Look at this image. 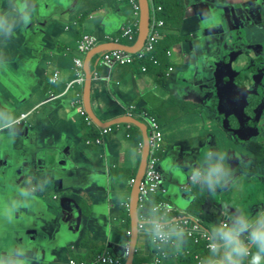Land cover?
Returning a JSON list of instances; mask_svg holds the SVG:
<instances>
[{"label":"crops","instance_id":"0c3cea01","mask_svg":"<svg viewBox=\"0 0 264 264\" xmlns=\"http://www.w3.org/2000/svg\"><path fill=\"white\" fill-rule=\"evenodd\" d=\"M184 2L187 8L180 29H169L167 22L164 27L165 34L172 36L166 62L173 70L167 74L164 67L160 72L159 65L164 63L150 62L151 67L143 71L140 61L110 68L97 64L96 52L88 65L92 74L90 106L103 122L127 115L144 122L145 113L154 114L164 133L159 165L172 164L181 180L189 182L183 194L174 179L170 191V180L162 172L165 197L178 212L207 209L202 218L216 227L223 218L233 222L228 213L237 206L229 197L233 187L207 186L196 179L195 172L213 168L215 158L222 170L233 164L242 179L250 178L235 152L246 159L256 152L252 137L240 140L218 121L205 118L199 90L215 75L213 67L205 64L206 39L219 34L213 30L231 26L249 28L251 33L254 27L264 28V0ZM24 15L28 16L26 23ZM0 17L12 25L11 31L7 27L0 30V264L91 262L97 249L121 256L131 241L127 234L131 229L130 180L137 175L144 151L143 130L131 122L116 123L101 144L87 143L88 132L94 129L98 133L102 126L96 122L87 125L79 105H74L84 86L68 88V83L75 77L74 58L79 55L77 46L83 34H96L99 44L120 37L117 44L134 48L139 27L134 38L120 36L135 19L131 4L128 0H0ZM138 19L140 23V15ZM247 38L246 34L243 47H262L264 40L248 42ZM89 52L81 56L84 70ZM242 56L237 79L248 81L244 72L253 67L252 55ZM55 75L57 79L51 81ZM131 108L133 115L128 113ZM22 114L26 116L21 119ZM203 152L206 156L200 155ZM9 165L23 177H6ZM60 197L77 202L82 214L74 218L80 220L70 223L66 213L60 217L56 210ZM216 201L222 204L220 217L212 214L211 205ZM248 220L241 217L233 222L235 226L250 225L243 233L245 238L261 223L259 217ZM152 248L150 235L140 232L137 252L142 258L149 257ZM220 251L225 254L226 249Z\"/></svg>","mask_w":264,"mask_h":264},{"label":"built area","instance_id":"2783aa9c","mask_svg":"<svg viewBox=\"0 0 264 264\" xmlns=\"http://www.w3.org/2000/svg\"><path fill=\"white\" fill-rule=\"evenodd\" d=\"M128 2L132 6L135 19L132 25L123 28L120 36L134 38L139 27L140 3L139 0H128ZM160 11H162V6L153 2L149 20V32L140 50L128 52L122 49H102L97 52V64L106 65L110 68L116 65L133 64L143 60H149L156 65L159 64L160 61L154 52L157 44L166 35L164 32L165 20L160 17ZM119 39L120 37L113 38V41L117 42ZM99 42L98 36L90 33L83 34L79 39L77 46V53L79 55L74 58L75 77L68 83V88H72L76 84L84 86L86 73L84 70V60L81 56L92 50ZM167 54L171 55L170 49L167 51ZM147 66L146 63L143 64L141 66L142 70L146 71ZM167 70V74H169L173 70V67H168ZM96 74L94 72V75ZM56 77L57 75L51 81H55L57 79ZM52 96H54L53 93ZM76 104L79 105L78 112L83 116L87 125H93L94 121L84 107L83 92L77 94L74 105ZM128 113L133 115V108ZM25 116L26 114H22L21 119ZM143 121L147 124L149 152L144 176L139 185L137 228L139 233L143 232L150 235V241L153 244L151 255L152 263L160 264L168 257L169 252L166 250L165 245H175V240L172 236L178 233H183L191 237L195 244L203 246L206 250L213 251V248L219 249L221 244L215 239L214 235V229L217 228L205 224L204 219L194 214L184 213L182 211L178 212L171 201L165 197L167 188L163 185V174L159 167L160 156L158 154L163 144L164 133L154 114L145 113L143 115ZM99 129L98 136L94 139L87 138V143L94 141L97 144H101L104 137L112 130V127H100ZM141 146L143 147V144ZM193 178L191 176V179ZM135 181L136 179L134 177L130 180V184L133 185ZM224 225L230 227L231 223L229 218H223L218 227L221 228ZM127 234L131 236L132 230L128 229ZM129 245L125 246L121 256L110 251H103L91 262H76L71 260L70 264H126V259L130 253ZM251 246L249 244V248ZM187 252L189 251L187 250ZM194 257L198 260L199 264L202 263L201 253L195 252Z\"/></svg>","mask_w":264,"mask_h":264},{"label":"water","instance_id":"95a60500","mask_svg":"<svg viewBox=\"0 0 264 264\" xmlns=\"http://www.w3.org/2000/svg\"><path fill=\"white\" fill-rule=\"evenodd\" d=\"M140 3V23H139V33H138V40L134 48H127L128 46L117 44V42L112 41L108 43H103L95 46L90 52L88 53L86 60H85V70H86V78L84 82V91H83V98H84V105L87 110L89 116L93 119L97 125L102 127L111 126L116 123L121 122H131L143 130L144 136V151L142 154L141 162L137 171V175L135 177L136 181L132 185L131 193H130V220H131V241H130V253L126 259V264H133L135 251H136V243L138 238V228H137V220H138V194H139V185L144 176V171L147 162V156L149 152V136L147 130V124L138 120L134 116H122L116 118L114 120H110L107 122H103L99 120V118L93 113L90 106V89H91V82H92V74L88 68L89 60L93 54L98 52L101 49H123L129 50L132 52H136L140 50L144 43L146 36L149 32V9L150 3L149 0H139ZM236 27H229V30H234ZM209 30H206V32ZM227 29H223L221 31L213 30L214 33L219 34H228ZM217 34V37L219 36ZM215 36V35H213ZM233 37V34L228 35V40L222 44L221 40L218 39L216 42L211 44L207 43V59L205 64L208 67H213L215 75L213 79H206L203 83V87L201 85V102L203 103V111L205 112V118L208 122L218 121L221 124V127L227 131H233L234 135L239 138L240 140H246L251 137L258 136L260 133V125L259 120L263 113L264 109V101L262 100L260 94L257 90L254 94L250 87V84L245 79L238 80L239 70L236 68L233 61L241 62L243 56L241 55L242 52H245L242 48H237L236 50H229L224 49L228 48L227 45L230 43H234L233 40H229ZM219 38V37H218ZM238 45V42H235ZM236 52L239 53V57H236ZM193 81V78H190ZM259 102L261 101L262 105L260 108H256L254 103H251V99H254ZM258 98V99H257ZM264 99V98H263ZM233 118V120L231 119ZM220 119V120H218ZM203 153L200 155L202 156ZM204 156L206 153L204 152ZM161 171L165 174V177L168 176V180H170L171 187L169 186V190L173 189L174 179L177 181L178 187L181 189L183 194L185 192V187L188 185L186 181L181 180V175L176 169H173V165H166L163 166L162 164L159 165ZM15 166L9 165L6 170V177H12L16 175L18 179H21V173L15 174L14 172ZM16 178V179H17ZM178 188V192L181 190ZM182 195V194H181ZM66 201L69 203L66 204ZM62 217L63 213L68 214L71 218H67L70 223H74L81 218H74L75 216H81L82 210L79 208V205L74 199H69L67 197H62L59 207L56 209ZM65 219V218H64ZM65 219V220H67ZM77 223V222H76ZM117 248H115L116 250ZM122 251V250H120ZM124 251V250H123ZM121 253V252H120Z\"/></svg>","mask_w":264,"mask_h":264},{"label":"rangeland","instance_id":"374dc122","mask_svg":"<svg viewBox=\"0 0 264 264\" xmlns=\"http://www.w3.org/2000/svg\"><path fill=\"white\" fill-rule=\"evenodd\" d=\"M244 19L246 20L245 17H244ZM168 28L171 30H174V28L171 24L168 25ZM227 30H228L227 31L228 34H226V36L223 33V34H219V36H218L219 38L217 37V34L215 36H213L212 40H210V38H207L206 40H207L208 44L216 42L218 39H220L222 44H223L225 42V40L226 41L228 40V35L233 34V37L230 38L229 40H233L235 38V40H233L234 43H230L229 45H227L228 48H224V49H229V50L234 51L237 48L241 47V46H237V43H235V42H242L243 38L246 36V34L248 37L247 38L248 42H250L253 38L264 40V28L259 30L258 28L254 27V28H252V33L250 31L241 30L239 28H235L234 30H229V29H227ZM243 45H245V42H242V46ZM203 55L205 56L206 53H204ZM96 58L94 60H96ZM168 67H169V65L166 66L167 69H168ZM262 68H264V67L261 66V72H262ZM261 72L258 71L255 68V66L253 65L252 78L254 76L261 77L260 76ZM261 79H263V77H261ZM84 107H85V105H84ZM262 125H263V132L260 135L255 136L251 139L253 141V144H254L253 146L255 147V152H256L255 156L251 157L250 154H247L246 156L250 157V158L246 159L244 157L245 155L242 156L240 153L235 152V157H237V160L240 159V167L243 169L244 172H246V175L250 176V178L242 179L240 171H238V169L234 170L231 167L233 164L231 166L229 164H228V166L225 165V167L223 168V175H222V180H221L220 185H221V187H224V188L225 187L227 188L229 186L233 187V189L229 192V197H231V199L237 203V206L235 205L233 208L239 207L238 208L239 211L232 212L233 208H229V210H228V213L230 215L232 214V220L234 223H235V219L237 221V219H240L241 217L242 218L248 217V219H249L248 222L250 221L251 218L264 217V118L262 120ZM160 155H161V151L159 152V156ZM202 156H204V152H203ZM228 160L229 159H227L226 161H228ZM212 165H215V166L218 165L217 159L213 158ZM253 176H254V178H253ZM217 185H219V184H217ZM198 188H200V186ZM252 189H255L257 191L252 190ZM201 192H207V191L201 189ZM129 193H131V190H129ZM227 196L228 195L225 194L224 198L227 199ZM221 205H222L221 202H217V201L214 202L213 205H211L212 214L220 217L221 212L219 211V209H220ZM57 208H58V206H57ZM189 210H190V212H192L193 214H195L196 216H198L200 218H202V216L205 217V214L207 211V209H206V211L196 210L194 207L190 208ZM255 211H258V212H255ZM253 213H255V215L252 217ZM238 216L240 218H237ZM233 222L230 219L231 226H234L236 224V223L234 224ZM172 237H173V239L176 240L174 255H176V250L179 252H180V250L181 251L185 250L186 254L183 256V260H185V259L186 260L185 261L182 260L183 262L181 264H188V263L189 264H199L198 260L195 259V257H194L195 252L190 248V246H191L190 242L187 241L185 243V237L186 236L182 233H178ZM25 242H26V240H25ZM187 250L189 252H187ZM190 255H192V257L196 261L195 260H192V261L187 260V257L190 258ZM201 255H202V263H200V264H206L208 262H211V260H213V259L223 260V258H224V253H222L220 251V248L218 249V251L212 253V255H210V256L202 254V253H201ZM148 258L149 257L141 258L140 253H137L135 255L134 260L136 263L138 261L145 262L146 259H148ZM133 264H134V262H133Z\"/></svg>","mask_w":264,"mask_h":264},{"label":"trees","instance_id":"16d2710c","mask_svg":"<svg viewBox=\"0 0 264 264\" xmlns=\"http://www.w3.org/2000/svg\"><path fill=\"white\" fill-rule=\"evenodd\" d=\"M153 2L155 3V4H157V5H161L162 6V11H161V18L163 17L164 18V20H165V23L167 22V26L168 25H172L173 26V28H174V30H179L180 29V27H181V21L183 20V18H184V16H185V13H186V8H187V4L184 2V0H149V3H150V11L152 10V4H153ZM149 11V12H150ZM151 13V12H150ZM87 15V13H82V16L84 17V16H86ZM167 37L163 40V39H161L160 40V42L157 44V47H156V50H155V52H154V54L158 57V59H159V61H160V63H164V65H161L160 63V65H159V71L160 72H162L161 71V69L163 68L164 69V67L166 68V66H167V64H168V62H166V61H168L169 59H167L168 57H170L168 54H167V51L169 50V48L171 47V44H172V41H171V39H172V36L171 35H166ZM181 36L180 35H178V39H183V37L182 38H180ZM168 56V57H167ZM140 63L141 64H147L148 66H150L151 65V63H150V61L149 60H143V61H140ZM152 66H154L153 64H152ZM151 67V66H150ZM165 73L163 72L161 75H164ZM160 124V123H159ZM160 127H161V125H160ZM161 130L163 131V129L161 128ZM98 136V133L93 129V130H91L90 132H88V136H87V138H89V139H93V138H96ZM86 138V139H87ZM199 186V185H198ZM150 207V206H149ZM204 221V220H203ZM205 222V221H204ZM208 224H209V222H207ZM206 222H205V224H207ZM207 224V225H208ZM219 226V225H218ZM218 226H216V227H213V228H217V229H220ZM235 226V225H234ZM234 226H231L230 225V227H234ZM183 234V233H182ZM214 235H215V239L221 244V246H220V250H223V249H226V241L225 240H223L221 237H220V235L217 233V232H214ZM186 236V235H185ZM173 238V237H172ZM240 239H242V240H244L245 242H248V237L247 238H245V236L242 234L241 236H240ZM175 240V239H174ZM187 241H189L190 242V248L194 251V252H198V253H202V254H205V255H212V253H214L213 251H210V250H206V249H204V247L203 246H200V245H198V244H195L194 243V241H193V239L191 238V237H188V236H186L185 237V243L187 242ZM175 243H176V240H175ZM249 243V242H248ZM99 248H100V246H99ZM165 248H166V250L169 252V255H168V257L167 258H165L164 260H163V262L162 263H164V261H165V263L167 262V264H181L183 261H185V260H183V256L186 254L185 253V250H183V251H181L180 250V252H179V254H177L176 253V255H174V249H175V245H170V244H166L165 245ZM138 250V249H137ZM137 250H136V252H135V255L137 254V253H139V252H137ZM101 251L102 250H99V249H97V250H95L94 252H93V256H92V259L94 260V258H95V256L97 255V254H99V253H101ZM257 251V249L254 247V246H251L250 247V255L252 254V253H255ZM211 253V254H210ZM142 258V257H141ZM193 257H192V255H190V258L189 257H187V260H189V261H192V260H195L194 258L192 259ZM135 259V258H134ZM249 259H250V256L249 257H247L246 259H244V262H243V264H248V262H249ZM92 260V261H93ZM183 260V261H182ZM196 261V260H195ZM143 261H138L137 263L135 262V260H134V264H141ZM146 264V263H151V264H153L152 263V261H151V256H149V258L148 259H146V261L145 262H143V264ZM162 263H160V264H162ZM209 263V262H208ZM208 263H206V264H208ZM189 264V263H188Z\"/></svg>","mask_w":264,"mask_h":264},{"label":"clouds","instance_id":"9594fccd","mask_svg":"<svg viewBox=\"0 0 264 264\" xmlns=\"http://www.w3.org/2000/svg\"><path fill=\"white\" fill-rule=\"evenodd\" d=\"M23 20L25 23L28 21V16L24 15ZM7 27L8 31H11V24H7L4 17H0V30ZM197 180H202L207 186L215 187L221 183L223 170L222 167L217 165L204 172H195ZM250 225L248 223H240L234 227L222 226L220 229H214L220 237L225 240L226 251L224 258L221 261L215 262V264H243L244 259L250 256L248 264H264V217H261V223L253 228L248 236V242L240 239V236L246 231ZM249 244L254 246L257 251L250 255ZM218 251L217 248H213V252Z\"/></svg>","mask_w":264,"mask_h":264},{"label":"flooded vegetation","instance_id":"af4514ba","mask_svg":"<svg viewBox=\"0 0 264 264\" xmlns=\"http://www.w3.org/2000/svg\"><path fill=\"white\" fill-rule=\"evenodd\" d=\"M241 42H238V45L241 46L240 44ZM257 45V44H256ZM243 49L245 52H242L241 55H245L246 53H250L252 55V61H253V65L255 66V68L261 72V65L264 66V42L262 44V47L259 48L258 50H255V48H249V47H246V46H241L240 49ZM263 57V62H260L262 61V57ZM236 57L238 58L239 57V53L236 52ZM233 63L235 64V66L237 67V65L239 64V61H233ZM245 74H247V76H249V84H250V87L252 89V92L254 94H257L255 92V90L258 91V93L260 94L262 100L264 101V68H262V72H261V77H263V79H261V77H257V76H254L252 79V75H253V67L251 69H248L246 72H244ZM258 99V98H257ZM251 103H254L256 105V108H260V105H262L261 101L259 102V104L257 103V101L254 99H251ZM264 118V109H263V113L260 117V120H259V125H260V133L259 135L263 132V125H262V120ZM95 123V122H94ZM253 138V137H252Z\"/></svg>","mask_w":264,"mask_h":264}]
</instances>
